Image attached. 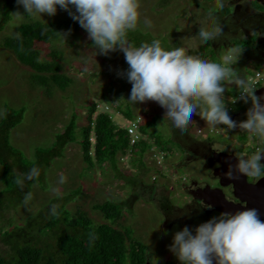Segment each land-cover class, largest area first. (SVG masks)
Segmentation results:
<instances>
[{"label":"rangeland","instance_id":"1","mask_svg":"<svg viewBox=\"0 0 264 264\" xmlns=\"http://www.w3.org/2000/svg\"><path fill=\"white\" fill-rule=\"evenodd\" d=\"M5 2L0 0V23ZM251 2L252 8L259 15H264V3L259 0ZM140 3L138 27L129 31L127 37L133 44L159 39L165 50L184 47L188 54L213 62H221L230 48H241L243 53L230 66L242 79L259 67L257 62L264 59V51L261 55L252 52L255 48L257 50L260 32L255 30L253 22L252 29L247 31L243 28L244 19L239 15L243 8L239 6L236 9L234 4L240 5L237 0H140ZM72 10L75 11L74 8ZM17 11L24 16L23 19L13 16ZM10 18L0 30V123L9 111L23 112L20 123L10 130V144L15 150L9 159L13 172L21 174L17 195L24 198L31 195L26 204H19L16 194L11 191L5 192L4 197L0 195V227L8 229L22 225L42 210L55 211L60 205L70 211V218L83 212L94 224H109L111 221L106 220L104 213L94 209V206L112 201L116 209L122 211L112 224L121 230L129 229L133 239L146 247L147 264H180L168 250L175 232L185 226L194 229L209 220H189L182 216L183 206L189 202L185 189L192 178L213 183L210 173L203 170L201 163L189 167L181 164L185 155L181 144L187 143L189 137L207 138L214 147L229 146L244 158L250 157L258 147L264 148V144L257 136L241 131L239 127L228 129L225 125H216L213 128L198 114L192 116L191 123L182 131L174 127L166 109L158 103H130L132 85L126 76L117 75L128 69L124 54L119 50L107 56L98 54L99 50L88 38L87 32L59 6L55 16H28L23 6H17L15 2ZM65 20L75 25L64 28L54 42H36L40 60L46 63L56 61L60 69L58 73L71 79L67 88L62 90L51 79L46 84L41 82L37 75L45 79L52 73L39 74L22 64L5 42L21 37L19 27L26 22L50 24ZM145 20L151 21L152 27H146ZM216 23L223 28V35L207 43L202 42L200 29L211 30ZM53 51L57 52V60L54 61ZM221 84L225 89L222 98L229 117L236 122L247 119L240 114L247 112L252 106L251 101L234 104L232 101L239 93L231 96L229 91L239 89L240 92V88L235 83H229L227 78ZM262 88L258 87L255 94L264 96ZM103 94L106 98H102ZM92 102L98 105L94 119L100 113H109L120 128H126L130 123L125 112H131L133 120L143 122L142 128L147 126L144 125L147 120L158 114L155 126L149 129L154 131V137L145 134L142 137L150 143L149 148L143 149L139 146L141 143L134 149L130 146V150H134L132 153L117 155V169L109 161L91 167L84 160L81 127L87 124ZM199 111L197 108V113ZM73 115L77 116L76 140L67 145L60 157L48 164L47 158H51L48 151L54 147L57 135L63 133ZM133 138L129 137L130 143H133ZM155 138L166 148V153L157 154L161 149L158 146L157 149ZM91 143H95L94 134L91 135ZM156 154L158 158L154 157ZM162 156L165 158L162 159ZM19 164L27 173L23 177L18 171ZM32 168L37 169L38 175L28 179ZM3 171L4 166L0 165V192L5 189ZM67 196H71V200L68 201ZM8 206L11 208L5 210ZM2 234L1 231L0 254L8 256L11 248L2 241Z\"/></svg>","mask_w":264,"mask_h":264},{"label":"clouds","instance_id":"2","mask_svg":"<svg viewBox=\"0 0 264 264\" xmlns=\"http://www.w3.org/2000/svg\"><path fill=\"white\" fill-rule=\"evenodd\" d=\"M16 3L23 6L28 16H55L59 6L87 32L98 54L107 56L121 51L128 69L117 75L126 76L132 85L130 103H158L166 109L174 127L182 131L191 123L192 116L198 114L213 128L216 125H225L228 129L239 127L264 144V104L261 103L264 97L257 96L251 81L240 78L230 66L239 59L243 49L230 48L221 62H213L188 54L184 47L165 50L159 39L136 46L127 35L138 27L140 0H16ZM13 16L18 20L24 17L19 11ZM145 25L152 27L149 20H145ZM220 35L223 28L219 23L211 30L199 31L204 43ZM226 78L240 88L239 99L245 104L251 101L247 119L239 124L229 117L222 98L225 89L221 82ZM262 156L264 148H258L248 158L240 156L235 165L238 175L233 174V166L229 165L225 178L264 177ZM33 175H38L36 168L30 170L27 178L32 179ZM16 183L21 181L17 179ZM30 195L25 196V204ZM168 250L180 264H264V220L256 208L221 212L194 229L185 226L175 232Z\"/></svg>","mask_w":264,"mask_h":264},{"label":"trees","instance_id":"3","mask_svg":"<svg viewBox=\"0 0 264 264\" xmlns=\"http://www.w3.org/2000/svg\"><path fill=\"white\" fill-rule=\"evenodd\" d=\"M15 2L16 0H6L0 30L11 20L10 16ZM74 25V22L68 20L50 24L38 21L26 22L19 27L21 37L9 39L5 45L15 52L22 64L35 72L39 74L52 73L49 78L45 79L37 75L41 78L39 79L41 82L46 84V82L52 81L54 85L56 83L60 89L65 90L71 79L58 73L60 69L56 61L55 64L40 60L36 42L45 44L54 42L64 28H71ZM135 45L139 46V42ZM56 55L57 52L53 51L52 61L57 60ZM79 71L81 72L80 69ZM82 72H85V69H82ZM238 93H240L239 89H235L234 92L229 91L231 96H236ZM102 98H106V96L103 94ZM97 107V103H91L86 118L87 124L81 127L84 160L91 167H94L95 164L101 166L109 161L117 169V155L126 154L130 147L128 131L116 126L109 113H100L94 119ZM22 115L21 111L14 113L9 111L0 123V165L4 166L2 176L5 185V189L0 192V195L4 197L5 192L11 191L16 194L15 198L19 204L24 202V197L17 195L20 186L16 180L21 179V174L14 173L11 168L9 155L15 149L10 144L9 134L10 130L20 123ZM125 115L129 121L133 120L131 112H125ZM158 118L159 115L156 114L145 122L144 125L147 126L141 127L143 134L154 137V131L149 129L155 126ZM77 129V116L73 115L63 133L57 135L54 147L48 151L51 157L47 158L48 164L52 159L60 157L67 145L76 140ZM92 134L95 137L94 144L91 143ZM155 140L157 146L165 151L166 148L160 143V140L158 138ZM149 146L148 141H142L140 144L143 149L149 148ZM143 149L141 150L143 151ZM17 155L19 156V154ZM18 168L22 177L27 174L22 164H19ZM67 198L68 201L71 200V196H67ZM2 202H4L3 198ZM115 205L112 201H108L94 206V209L104 213L106 220L111 221L109 224H94L83 212L70 218V211L64 205H60L56 206L55 211L42 210L22 225L8 229L0 227V232H3L2 241L11 248V253L8 256L0 254V264H147L146 247L133 239L129 229L121 230L112 224L122 213L121 209L117 210ZM10 208L8 206L5 210ZM12 224L10 223V225ZM47 239L51 240L46 241Z\"/></svg>","mask_w":264,"mask_h":264},{"label":"flooded vegetation","instance_id":"4","mask_svg":"<svg viewBox=\"0 0 264 264\" xmlns=\"http://www.w3.org/2000/svg\"><path fill=\"white\" fill-rule=\"evenodd\" d=\"M237 1L240 2V5L234 4L236 9L239 6L243 8L242 13L239 14L241 15L242 19H244V23L241 24L243 28H245L247 31L252 29L253 27L251 22H253L254 27H256L255 30L260 32L259 41L256 44L257 50L255 48L256 51L254 50L252 52L261 55V53L264 51V15H259L252 8V0ZM240 116L247 118L245 112H241ZM244 120L246 119L237 121V124ZM206 139H195V137H191L190 139L189 137L187 141L185 140L187 143L181 144L183 147V154H185L182 157L185 163L183 162L181 164L185 167H189L194 163H201L203 170L210 173V179L213 182L211 184V182L206 181V179L202 180L192 178L190 180L188 187L185 189V192L189 197V202L183 206V215L181 213L182 211H179L181 215L189 220L195 218L206 220L207 218L210 219L213 215H219L220 213H218L216 209L212 208L211 205L206 203V201H209L211 204L212 198L205 197L203 190L211 188L215 190H221L224 193L226 199L230 202H233L234 204H241L246 208L249 207L250 203V205H253V208L256 207V209L259 210L260 218L261 220H264V177H246V181L242 178L243 176H239L238 179L234 180L226 179L224 173L229 170V165L233 166V174L238 175L235 172V165L238 163L240 153H237L236 150H231L229 146L216 148L214 147L213 143ZM260 163L264 165V159H261ZM216 175L222 176V179H220V176L216 177ZM236 180L241 181V184H238H240V186L243 188V190H241L240 196L235 194L237 189H234V185H232L233 187L222 186L228 181ZM241 197L245 198L246 200H243ZM240 201H242V203ZM243 207L241 210H244Z\"/></svg>","mask_w":264,"mask_h":264},{"label":"built area","instance_id":"5","mask_svg":"<svg viewBox=\"0 0 264 264\" xmlns=\"http://www.w3.org/2000/svg\"><path fill=\"white\" fill-rule=\"evenodd\" d=\"M259 64V67H255L254 69H252V72L246 77L244 76V79L247 80L249 79L252 83V85L257 89L258 87H264V59L261 62H257ZM240 97V93L237 97H235L234 99L236 100V102L234 104H240L243 103V100L239 99ZM143 122H141L140 120H132L130 121V123L127 125V127L125 128L128 131V136H132L134 137V141L133 143H129L131 148L134 149L135 146H137L138 144H140L142 141H144V139L142 137H144V134L141 130V124ZM213 132V131H211ZM140 146V145H139ZM157 147V145H156ZM139 149V147H138ZM158 149V147H157ZM153 152V149H151ZM134 150H130V147L127 151V153H132ZM163 150H159L157 151V154H161ZM126 153V154H127ZM124 154V155H126ZM157 154L154 156L155 158H158ZM128 157V156H127ZM162 159H164L165 157H161ZM158 163H160V161H158Z\"/></svg>","mask_w":264,"mask_h":264},{"label":"water","instance_id":"6","mask_svg":"<svg viewBox=\"0 0 264 264\" xmlns=\"http://www.w3.org/2000/svg\"><path fill=\"white\" fill-rule=\"evenodd\" d=\"M259 1H261L262 3H264V0H259ZM262 89L264 90V88H262ZM261 97H264V96H261ZM261 103L264 104V100H261ZM234 119H236L235 116H234ZM220 154H222V153H220ZM262 159H264V156H262ZM219 176L220 175H216V177H219ZM221 177L222 176H220V179H222ZM242 178L246 181V177L245 176H243ZM221 183H222V181H221ZM238 183L241 184V181H239V180H236V181H228L227 183H225V185H222V186H225L226 187V186H232V185H234V189L235 190L237 189L235 194L237 196H240L241 190H243V188ZM203 192H204V196L205 197H207V198L208 197H211L212 198L211 204H210L209 201H206V203L209 204V205H211L212 208L216 209V211L218 213H221V212H231V213H235L237 211H241V209L243 207L241 204H234L233 202L228 201L226 199L224 193L221 190H215V189L208 188V189L203 190ZM242 199L243 200H246L245 198H242ZM240 202L242 203V201H240ZM243 208L245 209V207H243ZM246 208H253V205H250V203H249V207H246Z\"/></svg>","mask_w":264,"mask_h":264},{"label":"crops","instance_id":"7","mask_svg":"<svg viewBox=\"0 0 264 264\" xmlns=\"http://www.w3.org/2000/svg\"><path fill=\"white\" fill-rule=\"evenodd\" d=\"M102 73V72H101ZM104 73V72H103ZM198 135H199V133H198ZM200 136V135H199Z\"/></svg>","mask_w":264,"mask_h":264}]
</instances>
